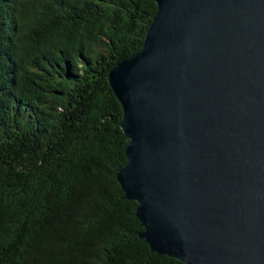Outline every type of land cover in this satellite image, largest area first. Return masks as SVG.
Returning <instances> with one entry per match:
<instances>
[{"label":"trees","instance_id":"obj_1","mask_svg":"<svg viewBox=\"0 0 264 264\" xmlns=\"http://www.w3.org/2000/svg\"><path fill=\"white\" fill-rule=\"evenodd\" d=\"M156 0H0V264H187L140 235L109 83Z\"/></svg>","mask_w":264,"mask_h":264},{"label":"water","instance_id":"obj_2","mask_svg":"<svg viewBox=\"0 0 264 264\" xmlns=\"http://www.w3.org/2000/svg\"><path fill=\"white\" fill-rule=\"evenodd\" d=\"M156 1L109 74L140 235L187 264H264V0Z\"/></svg>","mask_w":264,"mask_h":264}]
</instances>
